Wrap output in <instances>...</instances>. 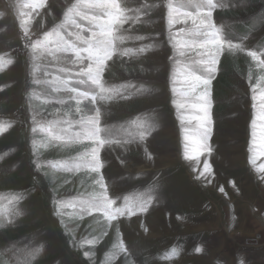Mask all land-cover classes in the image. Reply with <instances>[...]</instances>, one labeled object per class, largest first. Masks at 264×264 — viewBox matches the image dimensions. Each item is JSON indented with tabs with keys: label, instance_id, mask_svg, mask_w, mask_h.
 <instances>
[{
	"label": "rangeland",
	"instance_id": "374dc122",
	"mask_svg": "<svg viewBox=\"0 0 264 264\" xmlns=\"http://www.w3.org/2000/svg\"><path fill=\"white\" fill-rule=\"evenodd\" d=\"M262 1L222 0V6L212 10V23L223 47L208 85L213 121L207 142L210 151L196 152V122L185 121L182 126L173 104L180 97L172 88L181 85L178 80L172 82L174 60L169 57L183 58L168 42V0H117L128 18L119 26L118 34L126 39L118 47L133 52L127 56L117 53L106 62L104 85L117 92L104 100L98 97L95 103L90 98L83 100L79 113L76 102L69 99L72 94L43 83L53 76H69L58 71L52 57L37 61L41 67L36 79L42 83L34 82L30 47L63 22L64 13L76 0H42L43 6L35 9L25 5L41 0H0V105L9 107L7 114H0L4 129L0 141L10 145L9 156L20 155L14 165L20 181L0 188V260L7 264H216L224 256L235 259L229 264H246L245 253L264 244V218L257 204L264 203V120L260 119L264 21L257 16ZM172 2L175 6L177 0ZM185 11L197 10L180 9ZM76 19L85 28L91 27ZM22 20L25 27H21ZM185 26L175 24L171 32ZM69 31L76 29L69 26ZM137 36L144 39L137 40ZM152 43L158 46L137 51ZM230 45L238 47L231 49ZM198 51L205 50L196 49L189 55L198 59ZM250 51L256 52V60L248 56ZM229 60H239L238 70H229ZM71 78L76 79L74 74ZM72 86L99 91L90 84ZM61 99L65 103H59ZM132 107L137 112L130 116ZM97 108L101 138L110 141L102 147L95 145L101 147L100 171L68 173L53 168L52 163L65 162L52 160L55 149L80 150L75 158L93 145L88 140L73 145L50 142L41 126L49 129L51 122L54 134H59L60 128L69 126L64 121H71V130L79 131L76 122L94 116ZM179 112L188 115L194 110ZM141 132H145L143 139ZM9 156L0 165L1 176L9 175ZM47 168L71 176L68 185L52 187L45 175ZM81 175L86 180L102 177L114 201L113 210L122 208L124 214H117L111 222L102 213L81 216L78 201L105 190L93 185L87 194L78 191L74 183ZM126 198L129 206L139 198L148 200L146 210L134 208L129 215ZM59 201L77 202V207L61 208ZM121 243L126 251L114 254L115 245ZM204 248L210 250L209 257L191 259L192 252Z\"/></svg>",
	"mask_w": 264,
	"mask_h": 264
},
{
	"label": "snow or ice",
	"instance_id": "6c2138e0",
	"mask_svg": "<svg viewBox=\"0 0 264 264\" xmlns=\"http://www.w3.org/2000/svg\"><path fill=\"white\" fill-rule=\"evenodd\" d=\"M218 5L222 6V0H177L174 6L172 0H168V17L167 22L170 28L168 42L172 48L177 51L178 56L183 59L174 60L173 83L177 80L180 83V88H172V92L180 97L179 100H173L178 110V118L181 120V125L187 121L189 124L192 121L196 122L195 136L196 147L194 151L199 152L202 150L210 151L208 146V139L212 132V114H211V99L208 85L210 84V74L215 71L217 58L220 49L223 47L220 37L216 34L217 30L212 23V10ZM42 0L40 3L28 4L25 7L33 9L42 7ZM191 7L196 9L193 12H180L181 8ZM207 9V11H200ZM114 10V11H112ZM103 13L101 16L99 13ZM94 13V14H89ZM2 15V14H0ZM77 17L81 21H87L91 26L85 28L77 21ZM127 17L124 16L123 11L117 0H76V3L67 8L64 13V20L61 24L57 25L52 32L44 34L43 40H36L31 43L32 49V76L36 84L42 83L41 80L36 79V73L40 70L41 64L37 61L43 62L47 57H52V60L58 66V71L61 73L69 74L68 78L60 76H53L51 81H43L49 84L54 91H64L65 93L72 94L69 96L70 100L76 102V111H82L81 103L83 100L89 98L93 103L99 97L100 100L110 98V93H116V89L106 88L103 82V73L105 71L106 62L113 58L114 55L119 53L121 56L132 54L133 49L124 48L120 49L119 44L123 43L126 39L125 36L119 35V26L122 25ZM191 20V26L188 21ZM182 23L186 25L181 27L175 34L171 32V27L175 24ZM69 26L76 29V31H69ZM21 27H25V21H21ZM88 34L85 35L84 33ZM64 33H67L65 35ZM25 35L27 29L25 28ZM137 40L144 39L141 36L136 37ZM158 46L156 43L146 44L140 47L137 51L143 53L148 49ZM237 45H230L231 49H236ZM196 49H203L205 51L196 52L194 58L189 55L190 51ZM242 51V49H241ZM248 56L252 60H256V52H248ZM11 63V61H8ZM87 62V63H85ZM71 65L72 67H68ZM78 70L74 71L75 68ZM3 68V57H0V70ZM199 71L201 74H196ZM74 74L75 80L71 78ZM48 75L47 72L44 73ZM73 84H90L99 89L98 92L81 91L79 88L72 86ZM138 91H143L138 90ZM39 98V97H38ZM262 104L260 109V119L264 120V96L261 97ZM59 103H65L64 100H59ZM192 109L194 112L184 115L179 110ZM33 122L36 123L35 117ZM68 127L60 128L59 134H54L53 129L55 124L50 122L49 129L41 126V131H47L50 136V142L62 141L64 145H73L81 143L82 140L92 142V147L86 149L83 153L74 158L73 161L52 163L53 168H60L65 172H79L81 169H87L90 172H99L101 169L100 150L103 145L110 143L101 138L103 129L100 125V110L96 109L94 116L81 118L76 123L79 125V131L73 132L71 121H64ZM4 129L0 127V131ZM35 132L36 129L34 128ZM145 132L140 133V138L143 139ZM189 139V137H186ZM35 146V141L33 142ZM100 145L97 147L95 145ZM51 163V162H49ZM39 168L40 165L37 164ZM207 167V165H206ZM101 189H105L103 178L95 181ZM150 200V197L148 198ZM148 200L144 198L137 199L131 206L128 204L127 198L125 199V207L128 214H133L134 208H139L141 211L146 210L145 205ZM59 207H77V202L66 203L64 201L56 202ZM114 201L109 199L107 190L93 191L87 197L78 201L79 214L90 215L92 213H102L107 221L111 222L116 219L117 214L123 215L124 209L117 208L113 210ZM2 226V225H0ZM126 249L123 244L115 245L114 254L124 252ZM199 251V249H197ZM34 254V253H33Z\"/></svg>",
	"mask_w": 264,
	"mask_h": 264
},
{
	"label": "trees",
	"instance_id": "16d2710c",
	"mask_svg": "<svg viewBox=\"0 0 264 264\" xmlns=\"http://www.w3.org/2000/svg\"><path fill=\"white\" fill-rule=\"evenodd\" d=\"M262 6L263 8L261 9V13L258 16V19L259 17L264 21V2L262 1ZM264 41V40H263ZM239 60H229L227 62L228 64V67H229V70L230 71H235V70H238L239 68ZM1 81V80H0ZM217 85V82L213 84L214 86V90H215V87ZM217 89V88H216ZM221 89V88H220ZM2 107V108H1ZM9 107L8 108H4L3 105L1 104L0 105V114H7L9 111H8ZM135 112H137V109L135 108H131V112L128 113V115H133L135 114ZM74 126V125H73ZM4 139V138H3ZM2 139V140H3ZM10 148V145L8 143H2L0 141V165L2 166L4 164V158L9 156V154L11 153V151L9 150ZM70 151H73V149H70V148H57L55 149L52 153H51V157H52V160L53 161H73L74 160V155H76L77 153H80L81 151L79 150V152L75 151L74 153H71ZM77 152V153H76ZM12 155V154H11ZM10 158L8 159H12V163L10 165V167L8 168V171H6L9 175L5 174L3 176L0 175V188H4V187H8V186H12L16 183H18L20 180V174H19V171L18 169L16 168L15 165V162H16V159L18 157H20L19 154H16L15 156H9ZM2 160V161H1ZM45 171V175H47L48 179H49V183L52 187H61L63 188L65 185H68V183L70 181L69 178L71 176H62V175H59L57 174L58 172H54L52 169L50 168H47ZM2 172V171H1ZM8 177V178H7ZM19 177V178H18ZM95 181H98V178H94L93 180H86L85 179V175H81V179H79L77 182L75 181V188L80 191V192H86L89 193L93 188L92 186L94 185V188L96 189V186L98 184L95 183ZM56 189V188H55ZM0 264H7L3 259L0 260ZM44 264V263H43Z\"/></svg>",
	"mask_w": 264,
	"mask_h": 264
},
{
	"label": "crops",
	"instance_id": "0c3cea01",
	"mask_svg": "<svg viewBox=\"0 0 264 264\" xmlns=\"http://www.w3.org/2000/svg\"><path fill=\"white\" fill-rule=\"evenodd\" d=\"M257 204L259 205V206L257 205L258 209H259L258 212L260 213L262 218H264V203H260L259 201H257ZM252 247H254V248L249 249L248 252L245 253L247 256V260H245V263L246 264H264V244H260L258 247L257 246H252ZM209 254H210V250L204 248V249H201L199 251L192 252V254H190V256L192 257L191 259H193L194 257L196 258L198 256L202 257V258H206V257H209ZM221 257L222 258L220 260L216 259V261H215L216 264H226V263L229 264L230 263L229 261L235 262V259L225 260L224 256H221ZM238 257H239V259H241V255H239ZM216 258H220V257L217 256ZM192 261H191V263H192ZM196 261H198V260H196ZM193 263H195V262H193ZM233 264H235V263H233Z\"/></svg>",
	"mask_w": 264,
	"mask_h": 264
}]
</instances>
